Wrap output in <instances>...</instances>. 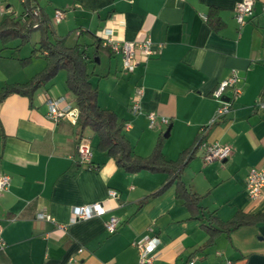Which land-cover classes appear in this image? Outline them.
I'll return each instance as SVG.
<instances>
[{
	"label": "crops",
	"instance_id": "1",
	"mask_svg": "<svg viewBox=\"0 0 264 264\" xmlns=\"http://www.w3.org/2000/svg\"><path fill=\"white\" fill-rule=\"evenodd\" d=\"M42 1L40 9L56 26L53 38L67 37L69 46L85 44L89 54L105 30L119 43L149 38L153 53L137 52L132 72L124 71L120 54L101 44L106 65L97 70L100 52L92 65L98 104L129 124L124 133L141 156L149 155L162 137V154L176 161L202 129L204 140L229 145L231 154L223 161L204 163L197 151L183 167L182 181L221 221L238 211L264 213V194L251 200L245 185L250 168H264V109L259 105L264 102V0H254L242 25L234 16L240 0H48L54 11L66 13L58 23ZM18 58L1 52L0 90L28 81L45 65L39 56L28 62ZM232 71L240 78L241 93L231 111L210 124L219 105L212 93ZM138 87L143 88L141 112L134 114L130 103ZM58 98L64 99L61 106L76 108L65 74L59 73L32 99L10 93L0 102V176L10 177L9 188L0 194L5 242L0 264H138L136 243L152 237L159 240L152 264H264V221L220 233L201 249L209 237L205 219L190 218L175 186L150 196L167 175L119 168L93 149L96 139L89 129L48 117L47 101ZM151 112L153 128L147 117ZM80 143L92 146L94 168L79 161ZM109 189L118 192L117 199L109 198ZM97 202L105 205L106 214L71 221L74 207ZM39 212L51 220L38 218ZM110 216L120 220L112 234L104 226Z\"/></svg>",
	"mask_w": 264,
	"mask_h": 264
},
{
	"label": "trees",
	"instance_id": "2",
	"mask_svg": "<svg viewBox=\"0 0 264 264\" xmlns=\"http://www.w3.org/2000/svg\"><path fill=\"white\" fill-rule=\"evenodd\" d=\"M23 5L24 9L18 18L8 14L0 20V38L3 45L0 48V57L3 49L7 48L5 45L6 38L20 37L24 41L30 37L32 31L41 30L39 40L41 46L39 50H32L31 55L42 57L45 65L42 70L26 82L4 85L0 90V102L10 93H18L32 99L39 88L54 79L60 71H63L65 72L67 91L73 96L75 107L78 110L76 123L81 130L89 129L92 132L96 139L93 149L113 158L116 165L127 173L150 171L166 174V183L150 196L161 194L170 185L175 186L176 197L183 201L184 206L190 212V218L205 219L203 222L209 237L201 249L212 244L220 233L228 234L242 225L264 221V213L249 214L241 211L236 212L231 219L221 221L214 212H208L201 205L202 196L192 193L186 188L181 179V172L188 160L198 151V141L203 139V136L199 135L193 146L184 150L176 161H167L162 154L164 142L162 137L157 139L149 155L136 154L124 133V122L113 111L104 109L98 104V87L92 81V77L95 75L92 71V65H94L95 58L98 57V51L101 48L98 39L95 50L91 54L87 52L88 47L85 44L77 42L69 46L66 43L67 37H55L50 40L51 23L40 9L38 0H26ZM37 7L39 8V15L34 16L32 10ZM18 49L19 47H16V50ZM22 61H30V56L22 59ZM86 167L88 169L94 168L91 163Z\"/></svg>",
	"mask_w": 264,
	"mask_h": 264
},
{
	"label": "built area",
	"instance_id": "3",
	"mask_svg": "<svg viewBox=\"0 0 264 264\" xmlns=\"http://www.w3.org/2000/svg\"><path fill=\"white\" fill-rule=\"evenodd\" d=\"M21 4H24L26 0H20ZM254 0H240L234 8V16L236 21L242 25L246 23L248 16L252 13ZM34 16L39 15V8L32 10ZM65 11L56 9L53 14V21L55 23L60 22L65 17ZM37 26V24H34ZM101 44L104 47L110 48L113 52H116L122 56V66L124 71L132 72L138 63L137 52L141 53L145 57H148L153 53L151 48V40L148 38L142 42H128L123 41L121 43L113 39L112 32L105 30L100 36ZM240 78L235 71H232L226 78H224L213 91L212 96L218 102V108L210 121L213 124L225 117L232 109V102L240 95L241 88L239 87ZM230 91V95L227 92ZM143 96V88L138 87L131 99L130 110L132 113L137 114L141 112L140 100ZM228 97V100L225 98ZM63 98L49 99L48 104V117L54 121H58L60 118H67L71 122L76 123L78 118L77 108L63 103ZM260 107L264 109V102H261ZM149 120V126L151 128L155 125V114L149 113L147 115ZM163 123H167V118H162ZM124 128H129V124H125ZM204 129L200 133L203 135ZM198 151L201 152V158L204 163H208L214 160H226L231 154V148L229 145H222L218 142H208L200 139L198 141ZM78 159L82 164L89 165L92 158V148L87 143H80L77 146ZM246 192L251 200L259 199L264 194V168L252 167L249 169L246 176ZM10 186V177L8 175L0 176V194L7 190ZM109 198L115 200L118 198V192L109 189ZM108 209L101 202L92 203L89 205H82L73 208V214L71 221L78 219H88L94 216H102L106 214ZM37 217L40 219L51 220V216L45 212H39ZM120 224L119 218L116 216H110L104 223L105 229L108 233L112 234L116 232ZM159 240L157 237H152L147 242L136 243L139 252L138 264H152L153 256L152 252L155 250ZM5 242L0 234V250L4 249ZM193 260L188 261L186 264H193Z\"/></svg>",
	"mask_w": 264,
	"mask_h": 264
},
{
	"label": "rangeland",
	"instance_id": "4",
	"mask_svg": "<svg viewBox=\"0 0 264 264\" xmlns=\"http://www.w3.org/2000/svg\"><path fill=\"white\" fill-rule=\"evenodd\" d=\"M1 4L3 5L2 7H0V17H2V14L4 11H6L9 15L18 18L21 15V12L24 9V5L21 4L20 0H1L0 1ZM43 3L46 4V6H48V10L54 11L53 7L50 5V3H48V0H43ZM8 6V7H7ZM56 28V26L51 25L50 26V30H49V39L51 38L52 40L53 38V31ZM72 31V30H71ZM41 38V30H34L32 31L30 37H28L27 40L22 41L20 39V37L15 38V37H9L6 38V42L5 45L7 48L3 49V53L5 56H9L10 54H14L15 57H29L30 59H36L37 56H33L31 55V51L32 50H39L41 44L39 43V40ZM78 40V39H77ZM80 41H82V39H80ZM2 39L0 38V48H2ZM16 47H19L18 50H16ZM93 51L90 50V53H92ZM100 52L101 55V63L97 64V70L100 72L102 71V69L104 68V66L106 65V61L108 60V55H106V53L104 51H98ZM18 58V59H19ZM42 59V57H41ZM40 60V59H39ZM22 61V60H21ZM40 62V61H39ZM95 65V64H94ZM65 74V72L60 71L59 75H63Z\"/></svg>",
	"mask_w": 264,
	"mask_h": 264
},
{
	"label": "water",
	"instance_id": "5",
	"mask_svg": "<svg viewBox=\"0 0 264 264\" xmlns=\"http://www.w3.org/2000/svg\"><path fill=\"white\" fill-rule=\"evenodd\" d=\"M96 61L99 62L98 58H96ZM225 99L228 100V97ZM169 131H170V126H168V128L166 129V132L164 133V137H168Z\"/></svg>",
	"mask_w": 264,
	"mask_h": 264
}]
</instances>
